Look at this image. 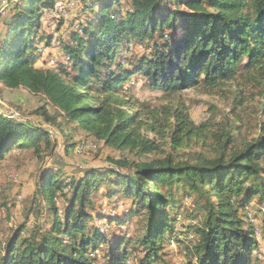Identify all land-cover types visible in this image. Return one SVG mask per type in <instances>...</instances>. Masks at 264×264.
I'll list each match as a JSON object with an SVG mask.
<instances>
[{
    "label": "trees",
    "instance_id": "16d2710c",
    "mask_svg": "<svg viewBox=\"0 0 264 264\" xmlns=\"http://www.w3.org/2000/svg\"><path fill=\"white\" fill-rule=\"evenodd\" d=\"M6 1L0 85L43 98L45 107L36 113L51 125L55 117L46 105L64 124L117 150L151 154L157 149L153 139L181 148L203 139L208 123L195 125L183 105L150 108L125 85L140 77L150 90L175 97L191 89L213 91L253 71L262 79L256 82L262 120L256 137L241 148H228L229 132L212 135L217 154L210 159L174 161L168 155L130 163L132 172L125 174L90 168L71 180L69 198L57 181L60 171L41 170L35 197L42 198L48 217L28 231L27 221L18 226L2 247L0 264H125L135 245L142 252L136 264H159L166 234H173L169 211L179 203L177 191L192 197L198 214L191 228L196 243L186 247L194 264L256 263L258 231L264 239V0H86L77 11L84 15L81 23L58 43L60 61L47 67L37 66L38 44L50 48L52 38L38 30L42 11H52L58 0ZM131 47L147 53L129 58ZM50 138L44 127L0 111V161L25 149L35 158L47 156ZM97 193L109 204L114 197L129 199L130 207L110 223L139 216L140 231L111 240L105 223L92 224L104 210L97 211ZM56 194L65 199L62 210ZM253 200L259 228L246 218Z\"/></svg>",
    "mask_w": 264,
    "mask_h": 264
},
{
    "label": "rangeland",
    "instance_id": "374dc122",
    "mask_svg": "<svg viewBox=\"0 0 264 264\" xmlns=\"http://www.w3.org/2000/svg\"><path fill=\"white\" fill-rule=\"evenodd\" d=\"M85 1L58 0L52 11H42L43 17L38 32L41 33V37L46 34L51 36L52 45L50 48H44L43 41L38 44L41 58L37 61V66L47 67L51 66L54 61H60L58 43L65 40L68 34L81 23L84 15L79 18L77 11ZM61 2L63 3L62 12L54 13ZM9 10L10 6L6 0H3L0 3V37L5 30L4 23L9 18ZM129 49L130 51L126 52L129 58L135 54L147 53L144 48L131 47ZM42 61L46 62L44 66L41 65ZM257 81L262 82V79L256 72H249V76L242 72L237 74L235 80L226 82L213 91L208 92L200 88L191 89L173 97L150 90L140 77L133 78L132 83L125 85V90L138 102L153 109L162 106L173 108L183 105L195 125L202 123L209 125L206 127L203 139L181 148L173 149L168 139H153L157 149L146 155H139L136 150H117L114 147L105 146L102 141H97L75 124H64L60 118L55 116V111L46 105L47 115L55 117L54 124L51 125L36 113L39 107H45L43 98L32 95L24 89L11 90L0 85V111L4 116L44 127L49 131L52 143V151L47 156L43 154L42 158H35L32 155V150L25 149L17 152L18 154L14 158L0 161V255L5 241L24 221H27L26 230L28 231L35 225H43L48 217V210L44 206L42 198L35 197L41 170L60 171L57 181L60 182L65 197L69 198L71 180L81 176L84 171L90 168H116L125 174L132 172L130 163L162 159L168 155L174 161L193 162L197 157L210 159L217 154V150L215 151L217 149L216 140L212 135H219L222 132H229L232 139V143L228 145L229 149L241 148L244 143H248L256 137L258 124L262 120L260 98L257 95L259 89ZM150 139H152L151 136ZM123 161L126 162L124 167L120 166L121 168H119L115 164ZM102 189L103 187H101V191ZM100 195L97 193L94 196V201L98 208L97 211L103 207V215L100 220L91 221L92 224L101 228L105 223V227L102 229L111 240L120 237L124 232L131 236L135 231H140L142 221L140 222L139 216H135L130 223H123L120 226L110 223L112 218L115 219L119 217L118 215L122 216L121 213L126 207H130L129 199L114 197L109 204ZM56 197V207L62 210L61 208L66 205L65 199L61 194H56ZM175 198L179 200V203L169 211L173 220V234L171 236L170 233L166 234L167 240L163 245L162 260L159 264H194L186 247L191 248L196 243L191 228L197 223L198 214L193 215L191 196L177 191ZM258 209L255 200L250 202L246 209V218L257 228L260 227ZM93 213L96 214V212ZM256 239L258 241L257 251L254 253L256 263L251 264H264V239L261 238L259 231L256 234ZM135 247L129 251L125 264H136L138 258L142 256L139 246L135 245Z\"/></svg>",
    "mask_w": 264,
    "mask_h": 264
},
{
    "label": "built area",
    "instance_id": "2783aa9c",
    "mask_svg": "<svg viewBox=\"0 0 264 264\" xmlns=\"http://www.w3.org/2000/svg\"><path fill=\"white\" fill-rule=\"evenodd\" d=\"M62 10H63V3L61 2L60 6L58 8H56V11H54V13H61ZM12 117H14V116H12Z\"/></svg>",
    "mask_w": 264,
    "mask_h": 264
}]
</instances>
